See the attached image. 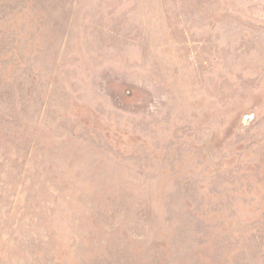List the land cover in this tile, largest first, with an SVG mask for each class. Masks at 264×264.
Listing matches in <instances>:
<instances>
[{"label":"rangeland","instance_id":"1","mask_svg":"<svg viewBox=\"0 0 264 264\" xmlns=\"http://www.w3.org/2000/svg\"><path fill=\"white\" fill-rule=\"evenodd\" d=\"M0 264H264V0H0Z\"/></svg>","mask_w":264,"mask_h":264}]
</instances>
